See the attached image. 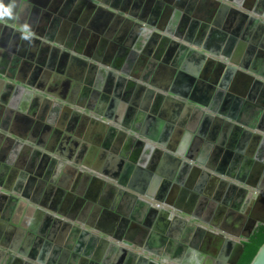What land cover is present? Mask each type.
<instances>
[{
    "label": "crops",
    "instance_id": "obj_1",
    "mask_svg": "<svg viewBox=\"0 0 264 264\" xmlns=\"http://www.w3.org/2000/svg\"><path fill=\"white\" fill-rule=\"evenodd\" d=\"M39 2L5 16L31 37L0 53V264L232 260L264 221V0Z\"/></svg>",
    "mask_w": 264,
    "mask_h": 264
},
{
    "label": "water",
    "instance_id": "obj_2",
    "mask_svg": "<svg viewBox=\"0 0 264 264\" xmlns=\"http://www.w3.org/2000/svg\"><path fill=\"white\" fill-rule=\"evenodd\" d=\"M1 1H2V3H3L5 8L9 7L10 0H1ZM28 1H30V0H28ZM67 1L70 3V2H73L74 0H67ZM61 3H62V0H41V2H39L38 4H39V9L48 11V13L51 16V15L56 13V10L60 7ZM81 9H82V6L79 5L78 10L74 11V14H73L72 19H71V21L75 25H78V26H82V22L84 21V18H82V19H77L76 18V17H78V11H80ZM90 9H93V7H90ZM100 11H101V9L98 12H100ZM37 12H39L38 9H37ZM84 15H85V10H84ZM54 24L56 25V23H54ZM0 27H2L4 30H9L10 32H14V36L13 37L8 35V34L6 35L5 33L0 35V52L2 53V60H4L5 58L10 57V55L21 56L22 55L21 53H23L25 51V45L20 43L19 39H20V37H22L25 40V42H26V41H29L31 36L28 35L27 32H24L23 29H21V28L14 30V28H10L9 26L5 25L3 23V19L2 18H0ZM146 34L147 35H145L144 40L147 39L146 40V41H148L147 43L149 45H152L153 40L151 39L149 41L150 34L149 33H146ZM39 38L42 39V38H44V36L39 35ZM47 41L50 42V39L47 40ZM55 44H58V42H56ZM56 52L58 53V50H56ZM15 61H17V60H15ZM6 85H8V84H6ZM38 97L39 96H37V94H32L29 90H25V88L17 87V88L14 89V92H13V94L11 96L10 103L8 104V110H9L10 113H11V111H14V112H17V113H23V112L26 111V109H28L31 106L33 100L38 101V99H39ZM55 107L57 109L60 108L56 104H55ZM73 114L74 113H73L72 110L64 109L63 113L60 116V119H62V121L65 122V124H66L68 119L70 118V116L73 115ZM16 149L18 150V148H16ZM24 149H25L24 152L30 150V148H25V147H24ZM17 158H18V160L16 159L17 161H19V160L23 161L24 156L21 153L20 155L17 156ZM33 163H37L38 166H39L38 172H36L34 174V177H36V178H38L40 176V172L42 171L43 168H46V166L47 167H52V166L56 165L55 161H53L52 159H50L47 156H43L42 154H40L38 152L35 153V155H34V162ZM5 164L7 166H9L8 162L5 163ZM7 166L3 168V170L5 171L4 172L5 176L6 175L8 176L11 172H13V171L10 172L8 170ZM14 169H16V170L21 169V166H20L19 162H17L16 165L14 164ZM146 206H148V205H146ZM115 222H120V226H125L128 223L126 220H124V219L121 220L120 218H117V217L114 218V224H115ZM89 223H87V224L91 227V224H89ZM260 224L264 225V221L262 223H260ZM146 226H148V225L146 224ZM108 236L109 237L113 236L114 238L118 239L114 235H111V236L108 235ZM247 238H248V236L245 237V239H247ZM118 241H119V239H118ZM242 243L243 242H238L237 243L236 250L234 251V254H233L234 255L233 259L230 260L227 263H224V264H235L236 263L239 255L241 254V251H242ZM226 244L227 245H232L233 243L232 242H226ZM55 252H57V249H55ZM75 252L78 253V255L79 254L82 255V257H87V253L86 252H84V253L80 252L79 253L78 249H75ZM134 259L137 260V262H138L137 264H143L144 262H147L148 264H157V263L154 262L153 258H151V257L147 258V257H145V255L139 254L137 252L136 253L135 252L130 253V263L131 264H132ZM80 260H82V259H80ZM247 264H264V242L258 247V249L256 250L254 256L252 257L250 262H248Z\"/></svg>",
    "mask_w": 264,
    "mask_h": 264
},
{
    "label": "trees",
    "instance_id": "obj_3",
    "mask_svg": "<svg viewBox=\"0 0 264 264\" xmlns=\"http://www.w3.org/2000/svg\"><path fill=\"white\" fill-rule=\"evenodd\" d=\"M264 242V225L257 227L242 243V251L235 264H247L254 256L258 247Z\"/></svg>",
    "mask_w": 264,
    "mask_h": 264
},
{
    "label": "clouds",
    "instance_id": "obj_4",
    "mask_svg": "<svg viewBox=\"0 0 264 264\" xmlns=\"http://www.w3.org/2000/svg\"><path fill=\"white\" fill-rule=\"evenodd\" d=\"M8 16L11 18V6L8 8H5L2 3H0V17Z\"/></svg>",
    "mask_w": 264,
    "mask_h": 264
},
{
    "label": "flooded vegetation",
    "instance_id": "obj_5",
    "mask_svg": "<svg viewBox=\"0 0 264 264\" xmlns=\"http://www.w3.org/2000/svg\"><path fill=\"white\" fill-rule=\"evenodd\" d=\"M0 3H2V1L0 0ZM3 4V3H2ZM0 18H2L3 19V23L5 24V25H7L6 23H5V16H3V17H0ZM8 26V25H7ZM10 27V26H9ZM10 28H13V27H10ZM3 33H5L6 35L8 34V35H10V36H14V32H10L9 30H4L2 27H0V35H2ZM1 53V52H0ZM19 146V145H18ZM18 148V147H17ZM18 149H20V146H19V148ZM23 150H25L24 148H23Z\"/></svg>",
    "mask_w": 264,
    "mask_h": 264
}]
</instances>
